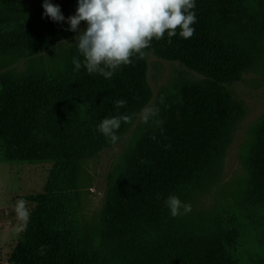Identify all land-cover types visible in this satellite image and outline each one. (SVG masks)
Listing matches in <instances>:
<instances>
[{
	"label": "trees",
	"instance_id": "obj_1",
	"mask_svg": "<svg viewBox=\"0 0 264 264\" xmlns=\"http://www.w3.org/2000/svg\"><path fill=\"white\" fill-rule=\"evenodd\" d=\"M250 2L264 0H195L197 22L190 39L177 35L169 44L165 36L145 49L198 72L214 87H181L175 99L158 107L166 106L161 115L144 123L128 142L109 173L100 211L95 219L83 216L91 264L234 263L225 246L241 229L219 223L205 210L196 215L191 203L220 181L232 110L224 83L237 79L247 62L233 44L247 48L263 22L257 11L252 14ZM69 28L66 18L53 21L44 9L30 13L12 0H0V61L49 51L73 33ZM231 36L238 37L232 42ZM74 56L83 59L75 49L57 73L33 69L1 79L0 138L5 150L13 147L18 154L13 160H64L78 189L87 183L82 175L85 160L112 144L97 125L105 117L137 115L151 92L145 57H133L130 65L106 79L89 75L83 67L74 71ZM121 99L127 103L117 110L114 101ZM157 119L164 121L163 132L153 123ZM131 123H121L119 140ZM245 152L247 174L239 185L253 206L264 201V119L251 131ZM3 156L13 158L5 151ZM169 195L190 204L191 212L172 217L164 203ZM10 251L0 239V264L9 260Z\"/></svg>",
	"mask_w": 264,
	"mask_h": 264
},
{
	"label": "rangeland",
	"instance_id": "obj_2",
	"mask_svg": "<svg viewBox=\"0 0 264 264\" xmlns=\"http://www.w3.org/2000/svg\"><path fill=\"white\" fill-rule=\"evenodd\" d=\"M12 1L30 13L43 9L44 3V0ZM49 2L60 7L66 20L75 14L77 0ZM249 7L254 17L257 11L259 20L263 22L259 23L260 32L247 48L245 44L238 48L233 44L245 53L247 62L237 79L224 83L232 110L229 111L224 139L227 144L220 181L211 192L201 194L197 201L191 203L196 211L205 210L208 215L217 216L219 223L241 229L240 234L225 246L233 264H262L264 260V201L249 206L239 185L247 174L245 150L251 131L264 119V2H250ZM79 27L85 29V22H81ZM76 35L73 32L49 51L15 61H9V58L1 60L0 81L33 69L59 72L64 61L67 63L68 57L77 49ZM237 37L231 36L229 41L233 42ZM144 57L151 98L142 109L159 107L163 104L160 102L162 97L163 102L175 99L185 85L197 83L214 87L198 72L177 61L164 59L151 51H145ZM160 108L158 117L166 106ZM142 109L133 116L131 127L123 138L85 160L82 175L87 183L78 189L72 184L64 160H13L18 154L11 146V150H5L1 143L4 140L0 138V239L7 249L11 248L10 258L3 264L92 263L84 240L83 216L95 219L104 204L109 173L122 159L128 142L144 124L140 115ZM4 151L7 155L11 153L12 160L3 156ZM20 199L28 202L30 213L24 231H17L21 222L14 211V205ZM196 213L199 214L198 211ZM11 239H16L15 244ZM41 246H44V254H41Z\"/></svg>",
	"mask_w": 264,
	"mask_h": 264
},
{
	"label": "clouds",
	"instance_id": "obj_3",
	"mask_svg": "<svg viewBox=\"0 0 264 264\" xmlns=\"http://www.w3.org/2000/svg\"><path fill=\"white\" fill-rule=\"evenodd\" d=\"M42 7L44 15L53 21H65L58 5L44 0ZM195 7V0H77L75 14L67 18L70 28L66 29L77 33L75 44L83 57L82 60L73 57L74 71L83 67L89 75L98 73L111 79L121 66L130 65L133 57L143 58L145 49L151 47L154 39L167 36L169 44L177 35L190 39L195 33L192 25L197 22ZM81 22L86 24L83 30L79 27ZM160 102L163 103V97ZM126 103V100H116L113 107L118 110ZM158 114L159 108L151 106L142 109L140 115L142 122L147 123ZM132 118L128 114L105 117L96 130L115 144L119 140L116 132L121 123H131ZM153 123L163 132V120ZM27 203L20 199L14 205L16 217L21 222L17 231L26 229L30 216ZM164 203L172 217L186 215L192 210L190 204L175 195H169ZM43 248L41 246V254H44Z\"/></svg>",
	"mask_w": 264,
	"mask_h": 264
}]
</instances>
